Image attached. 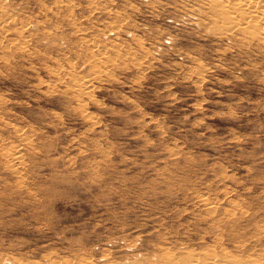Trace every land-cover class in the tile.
<instances>
[{
    "label": "rangeland",
    "instance_id": "rangeland-1",
    "mask_svg": "<svg viewBox=\"0 0 264 264\" xmlns=\"http://www.w3.org/2000/svg\"><path fill=\"white\" fill-rule=\"evenodd\" d=\"M225 6L0 0V264H264V39Z\"/></svg>",
    "mask_w": 264,
    "mask_h": 264
},
{
    "label": "bare ground",
    "instance_id": "bare-ground-1",
    "mask_svg": "<svg viewBox=\"0 0 264 264\" xmlns=\"http://www.w3.org/2000/svg\"><path fill=\"white\" fill-rule=\"evenodd\" d=\"M222 7L228 3L229 7L223 14L225 29H243L250 33L258 41L264 39V0H216ZM217 3V2H216ZM224 8V7H223ZM226 31V32H227ZM81 91L80 86H76ZM76 90V89H75ZM77 93V92H76ZM76 95V94H75ZM79 96V95H78ZM11 150V149H9ZM8 151V150H7ZM4 151L2 152V154ZM17 154L16 150L11 152ZM6 154V151H5ZM204 264H219L218 259L208 258ZM225 259V258H224ZM221 260V259H220ZM193 264H196L193 262ZM246 264H249L247 261Z\"/></svg>",
    "mask_w": 264,
    "mask_h": 264
}]
</instances>
